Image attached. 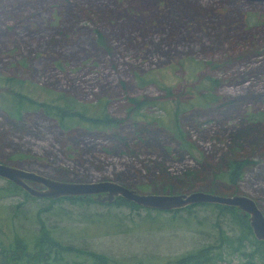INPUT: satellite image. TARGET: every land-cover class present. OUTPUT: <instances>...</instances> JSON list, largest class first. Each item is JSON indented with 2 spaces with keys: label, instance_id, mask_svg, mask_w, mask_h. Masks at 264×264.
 Returning <instances> with one entry per match:
<instances>
[{
  "label": "rangeland",
  "instance_id": "rangeland-1",
  "mask_svg": "<svg viewBox=\"0 0 264 264\" xmlns=\"http://www.w3.org/2000/svg\"><path fill=\"white\" fill-rule=\"evenodd\" d=\"M0 73L96 107L106 98L122 118L114 129L64 131L41 109L17 120L0 108L1 161L61 180H116L140 192L241 193L264 212V0H0ZM131 96L158 102L143 105L145 119L133 121ZM177 102L188 152L170 132ZM235 157L251 162L233 184L217 173ZM17 191L0 176L4 242L15 234L32 239L36 214L49 202ZM212 203L158 214L62 199L41 215L63 242L102 252L110 263L155 264L214 240V217L226 216ZM249 260L229 255L218 264Z\"/></svg>",
  "mask_w": 264,
  "mask_h": 264
},
{
  "label": "trees",
  "instance_id": "trees-1",
  "mask_svg": "<svg viewBox=\"0 0 264 264\" xmlns=\"http://www.w3.org/2000/svg\"><path fill=\"white\" fill-rule=\"evenodd\" d=\"M96 41L101 45L104 44V40L98 30H96ZM143 79L147 80V82L155 80L147 75L143 76ZM211 81L212 86L217 84L216 79H211ZM161 87L166 89L168 96V93H170L169 87L166 85H161ZM203 96L204 99L211 96L209 90ZM178 98L180 97L167 99ZM129 102L127 117L132 118L133 121H138L142 120V118L145 119L147 115L141 107L146 103H157L158 101L148 96H131L129 97ZM176 105L171 110L175 125L171 127L172 131L170 132L179 141L180 146L184 147L185 151L188 152L191 151L189 142L185 139L182 129L177 125L180 111L179 102ZM96 106L95 102H83L65 92L39 86L24 78L0 73V108L10 117L17 120H20L26 111L41 109L46 115L54 117L60 128L64 131L70 130L76 125L86 127L89 130L97 129L103 131L121 126L122 118L109 112L106 98L99 99L98 107ZM157 120L158 116L154 115L150 121L158 124ZM159 125H162L160 121ZM250 162V159L245 157L231 158L227 161L225 169L217 173V175L226 181L236 184L244 173V167ZM8 184L11 185L12 189H18L17 192L22 190V193L26 197L34 198L12 181L8 180ZM47 198L48 204L41 207L36 214L35 222L38 228L32 239L26 238L22 234H15L6 242L0 239V264H116L110 263V257L102 252L84 247L78 248L74 244L63 242L53 233L51 228L46 226L41 212L50 209L55 201L62 199L82 204L98 202L107 204L106 207L108 208H111V205L128 206L133 209L143 207L122 196H116L110 204L96 201L91 195ZM195 204L197 205V203H192L183 208L190 210ZM212 205L218 208L217 212L219 214L226 216L222 219L219 216L214 217V224L218 227L214 240L185 254L166 257V260L155 264H218L219 259H224L229 255H236L239 258L246 256L247 259H250L249 262L251 264H264V241L254 236L247 216L243 215L236 206L220 203H212ZM144 208L156 210L157 213L162 211H172L175 213L181 209L161 210L149 207ZM110 213L108 210L103 214L109 215ZM156 220L158 219H154L153 221ZM222 220L227 221L228 226H230L229 230L224 229V221ZM75 256H82L84 260L78 261ZM255 259H259L260 263Z\"/></svg>",
  "mask_w": 264,
  "mask_h": 264
},
{
  "label": "water",
  "instance_id": "water-1",
  "mask_svg": "<svg viewBox=\"0 0 264 264\" xmlns=\"http://www.w3.org/2000/svg\"><path fill=\"white\" fill-rule=\"evenodd\" d=\"M0 176L12 181L28 194L37 197L58 198L60 196L91 195L96 201L111 203L116 196H122L143 207L164 210L181 208L197 202L236 206L243 215L247 216L254 236L264 241V212L256 200L246 194H219L205 190L179 193L140 192L136 188L116 180H61L1 160Z\"/></svg>",
  "mask_w": 264,
  "mask_h": 264
}]
</instances>
